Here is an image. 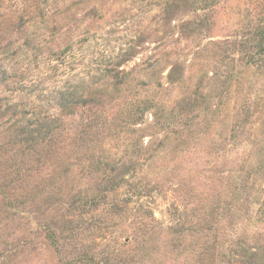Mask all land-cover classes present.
I'll return each instance as SVG.
<instances>
[{"label": "rangeland", "instance_id": "rangeland-1", "mask_svg": "<svg viewBox=\"0 0 264 264\" xmlns=\"http://www.w3.org/2000/svg\"><path fill=\"white\" fill-rule=\"evenodd\" d=\"M0 264H264V0H0Z\"/></svg>", "mask_w": 264, "mask_h": 264}]
</instances>
